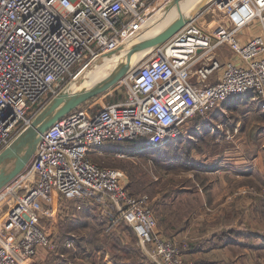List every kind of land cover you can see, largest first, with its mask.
<instances>
[{
  "label": "built area",
  "instance_id": "1",
  "mask_svg": "<svg viewBox=\"0 0 264 264\" xmlns=\"http://www.w3.org/2000/svg\"><path fill=\"white\" fill-rule=\"evenodd\" d=\"M159 2L0 0V152L29 126L31 108L57 96L89 61L132 39ZM212 3L221 17L201 25L204 9L155 48L121 81L120 100L75 108L42 134L29 163L0 189V264H26L40 248L50 249L64 203L81 201L103 208L106 231L130 227L152 264H191L180 243L158 230L148 196H133L122 170L89 156L105 142L142 137L139 150L154 149L218 104L264 100V0ZM248 26L256 33L241 38ZM220 49L229 59H220ZM204 119L195 132L208 128Z\"/></svg>",
  "mask_w": 264,
  "mask_h": 264
},
{
  "label": "rangeland",
  "instance_id": "2",
  "mask_svg": "<svg viewBox=\"0 0 264 264\" xmlns=\"http://www.w3.org/2000/svg\"><path fill=\"white\" fill-rule=\"evenodd\" d=\"M171 2L172 0H160V6L157 7L155 12L151 16L152 18L147 22V24L143 28L135 32V34L133 35L134 37L130 40L133 41L149 38L153 28L152 23L154 17L158 16L159 14H162V12L169 14L171 11H164L165 7ZM212 2L213 0L204 8L206 12L203 13L205 10L202 12L203 15L199 19L202 21L201 25L212 24L215 19H217V17H221V14H219L217 11H215V13L212 12L213 8H215ZM176 7L174 8L173 6L170 8L171 10H176ZM128 49L129 46H126L123 49L119 48L113 55L106 59L103 64H97L91 70H89L83 77L78 79L76 83H72L69 89H63L61 92L62 95H60V97L50 105V107L48 108V112L54 111L56 109L55 106L57 105V103L61 102L62 104H64L70 93L72 94L73 92L75 93L79 90L86 92L98 86L107 78V76H109L113 72V70L117 66H119V63L124 60L125 54L127 53ZM153 50L148 51V53L139 60V53L136 54L133 59L134 61L131 59V64L128 70L118 79V81L114 85H112L107 90L99 92L96 96L81 103L77 108H86L88 106H92L93 110H97L103 108L109 103L118 101V98L120 96L123 97L125 93V88L121 85V81L129 73L131 74L135 70V68H137V66H139L144 60H146ZM219 57L221 59V52L219 53ZM53 98L47 99L41 105L34 106L33 108H31L27 116L29 117L32 114L34 115L33 118L39 116L43 112V110L52 102ZM240 100L241 99H234L230 100L231 102L229 103L224 102L218 104L213 109H211V111L205 116V119L198 117L184 126L185 128L190 125V127L194 129L195 126L202 124L203 119L206 120L208 124V128H206V132L208 133V135L207 137L205 136L204 140H201L202 152H200L197 146L198 143L196 141L194 142V145L191 146L190 150L185 147V142L181 141L179 153L181 156L184 155L190 160V162L185 163L186 166L170 167L167 163L162 164L154 162L149 156H141L142 154H139L144 150H139L134 155H128L122 153H106L105 150L102 148H94V152H92V154H90L89 156V158L98 165L122 170L127 176V182L130 188L131 183L128 178L129 175L130 178L133 180L132 188L134 190H145L149 193L145 195H147L150 200V207L153 211L154 217L156 218L159 230L164 235H166L165 237L174 238L175 240H177L180 243V249L183 254L186 253L189 248L187 235L185 234L182 236H174L173 234L172 236L169 230L173 229V231H175V227L184 226L188 223L186 221L190 220V216L193 217L195 214L196 217H203L202 213L198 210V208H201L200 204L202 202H205V204H207L210 209L206 213L207 215L212 212H218V203L224 205L225 203L229 202V204H231V208L235 209L234 206L236 203V198L244 196L245 194L243 195L240 192H242L241 190L247 187L245 191L248 192L254 189H258L260 193L257 195V197L251 196L249 194L247 196L251 198H256L257 203L262 200V203L264 204V180L262 178V176H264V148H261L259 146L261 145L262 139L264 141V109H262L263 107H261L264 100L259 99V101H255V105L249 104L250 106L246 108L247 113H244L243 109H237L236 107H234V105H236ZM244 101L251 103L254 102V99L245 98ZM182 134L192 135V133L187 132V130L186 132L184 131ZM191 135L190 138L192 137ZM260 135L262 138L260 139L258 144L257 141ZM240 145H243L244 148H240ZM258 146L260 149L258 148ZM159 147L160 146H158L157 144V147H154V149H157ZM98 149L102 151L101 155L98 154ZM148 151L150 150L148 149ZM257 151L262 154V160L258 161V164L252 169L255 172V176L259 177V182L250 183L246 181L245 184L242 185L243 181H238L239 178H236V176L240 174L239 170L241 168H236V164L231 165L230 163H233V161L229 159L235 158V155H237L238 153L240 155L244 154V157L250 161L252 157L257 154ZM178 160L179 162H183L181 157ZM215 161H217V168H214L215 170L208 169L210 168L207 166L209 162ZM251 164L253 165L254 161ZM10 166L11 162L8 163V167ZM240 166H242V164ZM251 171L248 172L251 173ZM245 172L247 171H244V174ZM190 178H192L191 180H193V182H191L190 185L186 188H190V190L194 192H198L199 190H201L205 192V194H189L186 197H178V201L176 203H172L171 199L173 195H166L168 192V190H166V186L169 184L170 188L176 187V184L188 181V179ZM257 180L258 178L256 177V181ZM165 195V199H162V196ZM212 199L215 203H212V205L210 206L209 204L212 202ZM74 204L76 205V207L78 204H80V210H83L84 207H92L91 205H93L89 203L86 204L83 201L78 203L74 202ZM74 204L64 203V209H67L69 211H71L72 209L74 210ZM70 206L73 207L70 208ZM97 206L98 207H96L95 211L89 208L90 216H88L89 218L87 219L86 223H84L83 219L80 218V214L78 222L72 224V226L74 227L73 230L75 231H70L71 239H69L67 242H70L71 246L68 247L66 245L68 248H70L68 249V251L63 250L62 242H58V239L56 238L58 234V225L56 224L55 233L53 235L54 243L51 244L50 249L40 248L38 250V254L33 258L30 264H60V258L57 254H67V257H69L71 254H75L74 258L76 257V259H69L66 264H107V260L111 259L112 254H117V251H115L112 247V237H109V240L111 242L110 244L102 246L100 251H93L94 242L97 239H104V237H102L104 236V234L112 233L110 232L112 229L106 231L107 224L104 220L103 208H101L99 205ZM67 210L62 212L60 216L66 213ZM232 211V220L217 218L214 220V222H212V224L210 223V225L214 227L213 229L223 230V232H220V234L229 231H239L245 229L240 227L238 228V226H235V223H238V220L241 219V212H235V210ZM94 216H96L97 218H93ZM59 219L60 218H58V220ZM246 229L251 230L250 227H247ZM260 229L261 232L258 230V232L255 233L264 236L263 227H260ZM65 230L67 231V229ZM112 231L115 235H111L114 238H119L121 241H119L118 244L119 246H121L120 248H123L125 252H128L127 250L131 251L129 253L131 254L130 256L132 260H135L137 263L152 264L143 253V250L140 247L137 237L133 233V231L131 232V234L127 230H121L119 227L117 229L114 228ZM79 236L84 237V241H82L84 244L79 241ZM88 241H92L91 246L88 245ZM260 242L254 244H256L255 246L258 247V249L261 248V250L253 251H256V253L258 254H264V241H262L261 243ZM100 243L101 242H99L98 244ZM81 245L85 247L86 252L81 250ZM261 246H263V248ZM247 247L250 248V245ZM40 250H42L43 252L39 254ZM86 253L92 254L91 257L83 258ZM80 256L82 257V259H80ZM134 257L135 259H133Z\"/></svg>",
  "mask_w": 264,
  "mask_h": 264
},
{
  "label": "crops",
  "instance_id": "3",
  "mask_svg": "<svg viewBox=\"0 0 264 264\" xmlns=\"http://www.w3.org/2000/svg\"><path fill=\"white\" fill-rule=\"evenodd\" d=\"M173 6L175 8L177 5L173 4L171 7ZM254 33H256V28L254 26H248L242 30L240 36L241 38L242 36L247 38L253 35ZM220 52L222 55L221 59L223 60L229 59V57L231 56L229 51H227L226 49H220ZM259 137L257 141L258 144L260 139L262 138L261 135ZM259 146L261 148L262 147L264 148L263 139L261 141V145ZM240 148L243 149L244 148L243 145H240ZM229 160L233 161V163H230L231 165L236 164L235 166L236 168L242 169L239 170L240 174L236 176V178H239L238 181H243L242 185L245 184L246 181L250 183L259 182V177L255 176V172L252 169L254 166L258 164L257 163L258 161L262 160V154L259 153V151H257V154L254 155V157H252L250 161L244 157V154L240 155L238 153L237 155H235V158H230ZM253 161L254 164L252 165L251 163ZM263 163H264V159H263ZM239 164L240 165L242 164V166H240ZM244 171L247 172H245L244 174ZM248 171H251V173H249ZM256 177L258 178L257 181H256ZM262 178L264 180V176H262ZM246 189L247 187H245L243 190H241L242 192H240L241 194L243 195L245 194L246 196L239 195L240 197L236 198V203L234 206L235 209L231 208L230 206L231 204H229V202L225 203L224 205L218 203L219 206L218 212L217 213L212 212L209 215H207L206 213L210 209L207 206V204H205V202H202L200 204L201 208H198V210L202 213L203 217L201 218L200 216L196 217L195 214L193 217L190 216V220L186 221L188 223L185 224L184 226L175 227L174 228L175 231H173V229L169 230L172 236L173 234L174 236H182L185 234L187 235L189 247L191 243L192 244L191 246H194V248L189 249L186 253H184V256L187 260L191 262V264H264V254H258L256 253V251H253L252 249L244 245L245 242L249 241L250 237L248 238H245L243 236H236L235 238L233 236L230 237L226 232L220 234V232H223V230L220 229L215 230L213 229L214 227L210 225V223L212 224V222H214V220L217 218L232 220L231 219L233 212L232 210H235V212L240 211L241 219L238 220V223H235V226H238V228L250 227L252 232L251 235L255 236V237H251L253 243H259L260 241L261 242L264 241L263 235L256 234L258 230L261 232L260 227H263L264 229V224H263L264 216L260 215L259 213V210L257 208V199L247 196L249 194L251 196L257 197V195L260 192L258 189H254L248 192L245 191ZM199 191H198V195L205 194V192L203 191L199 192ZM212 203H215L213 199L209 205L211 206ZM177 230L178 232H176ZM195 242H199V243L195 244ZM42 252L43 251L40 250L39 254ZM31 262L32 260H29L26 264H30ZM107 264H111L110 259L107 260Z\"/></svg>",
  "mask_w": 264,
  "mask_h": 264
},
{
  "label": "water",
  "instance_id": "4",
  "mask_svg": "<svg viewBox=\"0 0 264 264\" xmlns=\"http://www.w3.org/2000/svg\"><path fill=\"white\" fill-rule=\"evenodd\" d=\"M183 1L185 0H172V2L165 7V11H168L173 4ZM211 1L212 0H197L193 6L189 5L184 12L179 10L169 26L160 28L155 34L149 36V38L144 40L125 41L112 52L100 55L85 64L64 89H69L75 80L83 77L89 70L102 61L104 57L106 58L113 55L119 48L123 49L129 46L124 60L119 63V66H117L103 82L89 91L83 92L79 90L75 93H70L64 104L54 111L48 112L50 105L62 95L61 91L52 99V102L43 112L39 116L33 118L29 126L24 128L10 144L0 152V189L9 183L28 164L41 140L42 134L61 118L77 108L81 103L114 85L128 70L131 59L133 60L136 54L143 51H150L164 45L182 27L192 22ZM10 162L11 166L8 167V163Z\"/></svg>",
  "mask_w": 264,
  "mask_h": 264
},
{
  "label": "trees",
  "instance_id": "5",
  "mask_svg": "<svg viewBox=\"0 0 264 264\" xmlns=\"http://www.w3.org/2000/svg\"><path fill=\"white\" fill-rule=\"evenodd\" d=\"M121 98H122V96H120L118 98V100L121 99ZM244 100H240L236 105H234V107H236L237 109H243V112L247 113L246 108H248L250 106L249 104L255 105V101L249 103V102L244 101ZM226 102L229 103L231 101L227 100ZM231 105H233V104H231ZM186 129H187V132L192 133V135L191 134H186V135L180 136V137H178L176 139L170 140L169 142L163 144L162 146H160L157 149H154V150L149 149L150 151H148V149H145L143 152H140L139 154L140 155L142 154L141 156H145V155L149 156L152 159V161L157 162V163H162V164H166L167 163V164H169L170 167H183V166H186L185 163L186 162H190V160L184 155L181 156L180 153H179V150H180V147H181V145H180L181 141L185 142L184 145H185V147L188 150L191 149V146L194 145V142L196 141L198 143L197 146H198L200 152H202L201 140H204L205 136L207 137V135H208V133L206 132V128H203L200 132H195V130L192 127H190V125H189ZM190 135L192 136L191 138H190ZM145 139H146L145 137H142V138H136V139H133V140H126V141H120V142H105V143H103L101 145L100 148L104 149L106 153H122V154L134 155L136 152L139 151L140 148L143 147ZM180 157L182 158L183 162H179L178 159ZM216 164H217V161L209 162V164L207 166L210 167V168H208V169L215 170L214 168H217ZM103 167H105V166H103ZM128 178L130 180V183H131L130 185H131V188H132L133 180L130 178V175L128 176ZM191 179L192 178L188 179V181H184V182H181L180 184H176V187L170 188L169 184L166 186L167 187L166 190H168L166 195H168V196L169 195H173L172 199H171L172 203H176L178 201V197H186L189 194L190 195H192V194L196 195L198 193L196 191L195 192L191 191L190 188H186L187 186L190 185L191 182H193V180H191ZM179 186H181V187H179ZM127 188H128L129 192L133 196H141V195L149 194L145 190L136 191L133 188L131 189L128 184H127ZM166 195L162 196V199H165ZM91 206L92 207H90V206L89 207H84L83 210H80V211H75L76 208L73 207V206H70V208H72V207L74 208V210L72 209L71 211L75 212V215L72 216L73 213L71 211L67 210V212L64 213L60 217V219L57 221L56 224L58 225V227H57L58 228L57 229L58 230V234H57L56 238L58 239V242H62L63 250H67L68 251V249H70V248H68L66 246V242L69 239H71L70 238V234H71L70 231H75V230H73L74 227L72 226V224L78 222L80 214H81L80 218H82L83 222L86 223L87 219L89 218L88 216H90L89 215V213H90V209L89 208H91V209H93L95 211L96 207H97V203L94 202V204L91 205ZM257 208L259 210L260 215L264 216V211H263L264 204L262 203V200L257 203ZM93 218H97V217L94 216ZM107 219H108V216H104L105 222L107 221ZM118 227L121 230H127L130 233L132 232V229L130 227L124 225L123 223H119L115 228L117 229ZM65 229H67L68 232ZM103 229H105V228H103ZM112 230L110 231L112 233L109 232L110 234H104V236H102V237H104V239H97L94 242L93 251L94 250L100 251L102 246L110 244L111 242L109 240V237L110 238L112 237L113 238L112 239V241H113L112 247H113V249L115 251H117V254H112L111 255V259H110L111 264H142V263H137L135 260H132V258L130 256L131 254L129 253V252H131L130 250H127L128 252H125L123 248H120L121 246L118 245L120 239L119 238H114L111 235V234H113ZM99 231H101V230H99ZM176 232H178V230ZM226 233L228 234V236H230V237L233 236L234 238L236 236H243L245 238L250 237L249 241L245 242L244 245H247V246L250 245V249H252V250H256V251L261 250V248L258 249V247L255 246L256 244L253 243L251 237H255V236L251 235L252 234L251 230H248V229L245 228L243 230L229 231V232H226ZM113 235H115V234H113ZM257 237H258V235H257ZM79 238H80L79 241L82 244H84L82 242V241H84V237L83 236H79ZM99 242H101V243L98 244ZM87 243L90 246L92 245V241H88ZM197 243H199V242H195V244H197ZM191 245L192 244H190V247L188 246L189 247L188 250L194 248V246H191ZM81 247H82L81 250L86 252L85 247L82 246V245H81ZM261 247L263 248V246H261ZM57 255H59V258H60V264H66L69 261V259H73L74 258L75 254H71L69 257L66 256L67 254H57ZM91 255L92 254L86 253L85 256H83V258L84 257L90 258ZM74 259H76V257ZM80 259H82L81 256H80ZM133 259H135V257Z\"/></svg>",
  "mask_w": 264,
  "mask_h": 264
},
{
  "label": "bare ground",
  "instance_id": "6",
  "mask_svg": "<svg viewBox=\"0 0 264 264\" xmlns=\"http://www.w3.org/2000/svg\"><path fill=\"white\" fill-rule=\"evenodd\" d=\"M195 1H197V0H185L183 2L175 3L177 5V7H176L177 9L176 10H171V8H170L168 10V11H171L169 14L162 12V14H159L158 16L154 17V20H153V23H152L153 24V28H152V31H151L150 36L153 35V34H155L160 28H165V27L169 26L170 23L173 22V18L177 15V13H178L179 10H182V12H184L188 8L189 5L190 6L191 5L193 6V4L195 3ZM164 12H166V11H164ZM142 40H144V39H142ZM147 53H148V51H143V52L139 53L138 54V60L141 59L143 56H145ZM109 57H106V58L104 57V59L102 61H100L98 64H103V62L106 59H108ZM77 80H75L73 82V84L76 83ZM61 105H62L61 102L60 103H57V105L55 106V108L57 109Z\"/></svg>",
  "mask_w": 264,
  "mask_h": 264
}]
</instances>
